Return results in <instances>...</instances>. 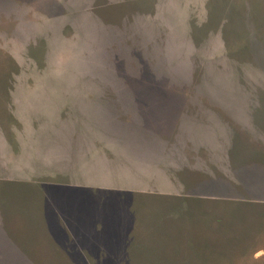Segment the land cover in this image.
Returning a JSON list of instances; mask_svg holds the SVG:
<instances>
[{"label": "rangeland", "instance_id": "374dc122", "mask_svg": "<svg viewBox=\"0 0 264 264\" xmlns=\"http://www.w3.org/2000/svg\"><path fill=\"white\" fill-rule=\"evenodd\" d=\"M14 109L80 121L109 158L131 136L200 165L170 187L0 183V264H264V0H0L13 146Z\"/></svg>", "mask_w": 264, "mask_h": 264}, {"label": "crops", "instance_id": "0c3cea01", "mask_svg": "<svg viewBox=\"0 0 264 264\" xmlns=\"http://www.w3.org/2000/svg\"><path fill=\"white\" fill-rule=\"evenodd\" d=\"M27 91L28 94L24 101L28 104L34 103L35 100L31 93L34 90L30 88ZM197 113L201 118H205L209 114V112L200 110ZM36 117H39L36 119L43 121L44 125H38L36 119L29 114L22 116L18 115L17 109L12 110L9 130L14 146L10 144L0 125V183L44 180L53 183L47 179H52L54 172L66 179L71 176L68 182L63 183L67 186L89 189L136 187L139 183H149L151 174L155 172L160 178L157 183H164L165 187H170L172 184L174 186V183L186 182L180 178L182 173L180 175L175 173L180 170L181 166L182 170L186 169L184 166L188 162L181 158L170 161L171 159H167L168 155L163 149L150 150L144 147L143 143L133 145L131 136L128 138L116 137L109 150V153L115 157L109 158L106 153L101 155L98 148L100 137L96 132H92L90 135L84 134L83 131H77L84 127L80 121L75 124L73 121L70 123L67 119L56 121L55 117ZM187 117L190 116L183 112L180 119ZM1 123H8V121L0 119ZM55 125H59V127H55ZM86 135L90 136L86 137ZM87 139L91 144L88 148L87 143L84 142ZM117 140H129L130 142L124 143ZM188 165L190 167L188 170H194L199 169L197 167L200 164L193 161ZM101 167L104 173L113 179L82 181L86 176V171L99 172ZM36 177L45 179L37 180ZM151 183L156 182L152 180Z\"/></svg>", "mask_w": 264, "mask_h": 264}]
</instances>
